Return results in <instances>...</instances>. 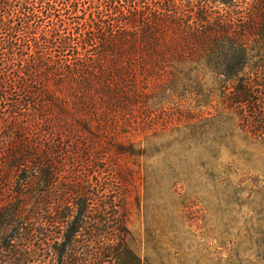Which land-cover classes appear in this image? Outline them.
I'll use <instances>...</instances> for the list:
<instances>
[{
  "label": "trees",
  "instance_id": "trees-1",
  "mask_svg": "<svg viewBox=\"0 0 264 264\" xmlns=\"http://www.w3.org/2000/svg\"><path fill=\"white\" fill-rule=\"evenodd\" d=\"M151 79L214 114L137 115ZM147 127L172 135L146 165L148 193L181 197L191 158L208 185L233 188L222 149L264 142V0H0V264H148L130 247L119 162L151 159L121 140ZM87 158L88 174L69 167Z\"/></svg>",
  "mask_w": 264,
  "mask_h": 264
},
{
  "label": "rangeland",
  "instance_id": "rangeland-1",
  "mask_svg": "<svg viewBox=\"0 0 264 264\" xmlns=\"http://www.w3.org/2000/svg\"><path fill=\"white\" fill-rule=\"evenodd\" d=\"M142 3L151 5V0H142ZM208 83L212 85L215 81L208 78ZM161 87L154 79L145 84L146 94H139L137 115L153 107H165L168 112L175 113L172 118L175 126L179 125L180 112L195 109L196 113L201 111L205 116L214 114L212 109H197L196 103L190 101L193 97L172 98L169 93H162ZM219 96L218 92L217 98ZM106 107L115 117L120 116L113 102ZM86 115L87 128L96 136L100 129L98 115L96 112ZM159 129L147 127L135 138L123 135L121 139L142 143L141 148L152 156L148 159L137 154V150L135 154L119 157L120 165L127 173V182L122 189L126 197L127 225L132 234L130 247L148 264H264V142L240 135L233 146L222 149L218 164L229 169L233 187L229 190H217L208 185L205 178H201L203 171L199 161L191 158L186 165L189 181L179 191L181 197L161 189L152 195L154 191L148 193L146 189V165L153 166L154 170L162 159V154L155 153V148L164 149L160 146L166 145L172 136L167 135L169 132L165 136L160 134ZM78 135L77 141L87 139L81 132ZM148 139L152 141L150 146L145 143ZM116 147L113 143L108 146L111 152L108 151L109 156L101 153L102 159L115 157ZM90 161L91 158L69 162V167L83 166L82 173L88 174ZM158 169L160 171V166ZM255 185L261 187L257 189ZM163 202L168 206V214L164 212Z\"/></svg>",
  "mask_w": 264,
  "mask_h": 264
}]
</instances>
